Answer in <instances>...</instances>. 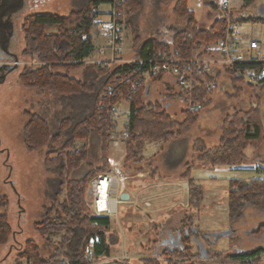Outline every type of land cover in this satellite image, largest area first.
Returning a JSON list of instances; mask_svg holds the SVG:
<instances>
[{"label":"trees","instance_id":"1","mask_svg":"<svg viewBox=\"0 0 264 264\" xmlns=\"http://www.w3.org/2000/svg\"><path fill=\"white\" fill-rule=\"evenodd\" d=\"M254 1L246 0L248 4ZM100 2L101 0H88L80 9L68 15L35 13L27 17L22 25L24 33L22 54L37 56L46 64L37 68L24 67L19 73V80L30 89L51 90L60 99V104H63V108L55 112L54 122L58 125L57 132H52L50 121L42 113L29 112L28 121L23 129L25 146L30 150H41L46 147L45 164L49 170L57 172L58 175L53 180L56 185L53 204L46 208L45 219L36 222L35 228L42 236L55 233L62 235L59 240L54 241L55 247L48 256L43 255V249L35 239H28L18 254L16 264H88L90 257L99 260L112 256L113 217L92 213L88 203V187L95 176L109 172L112 166L110 160L112 127L101 104L119 99L120 95L116 93L118 89L116 87L121 88L125 93L130 83L127 81L121 84L117 74L124 71L116 62L96 63L86 80L71 75V72L81 67L84 64L83 60L93 52L91 32L94 26L91 10L94 4ZM141 4L142 0H126L124 10L128 21L140 9ZM204 4L217 11L214 0H204ZM174 12L186 20V25L183 29H176L172 42L151 38L143 43H137L134 45L137 52L134 58L143 57L147 62L156 56L159 50H179L183 56H189L202 44L214 42L224 35V24L218 16L210 28H200L194 12L188 7V0H177ZM54 24L60 26L59 33H47L46 26ZM248 67L252 65L237 64L227 69L238 72L240 80H244L243 72ZM163 77V74H159L152 81H162ZM205 79L211 80L209 76H205ZM261 83L250 84L257 87ZM110 85L114 92L108 88ZM148 87L149 84L144 83L130 95H126L131 108L128 124L130 133L123 138L126 152L122 163L124 168H122L127 173L134 165L140 166L138 171L143 169L141 164L146 161L144 155L146 140L169 141L186 135L198 120L201 110L209 103L206 97L214 90L204 85L200 90L203 108L182 110L185 119L180 122L167 111L164 101H146ZM169 93L170 99L175 100L176 91ZM78 140L96 142L95 147L100 148L101 151V164L94 166L88 162L90 161L89 141L88 144L79 147ZM263 141L264 129L260 120V109L251 108L243 113L228 115L224 119L217 146L207 147L203 139H197L193 149L199 161L210 165L235 166L245 158V150L248 146L259 147ZM59 142L60 147L56 146ZM85 163L89 166L86 169H84ZM78 172H81L79 176L72 175ZM184 176L190 181V207L199 209L203 188L191 178L189 171ZM64 186L66 199L59 202L58 198L64 191ZM8 203V197L0 194V250L9 242L14 232L8 214L1 209ZM248 206L264 210V177H253L248 180L231 179L230 219L234 221L242 217ZM52 213L54 217L50 216ZM192 219V216L183 219L179 228L182 244L170 250L174 258L169 259V264H184V259L196 256L192 252L191 245ZM186 228L190 230L188 236L185 234ZM47 241L52 243L51 238ZM263 249L264 247L258 246L247 251L245 258H248V264H262L258 255ZM219 255L223 256V253ZM158 263L157 258L144 259L143 262V264ZM113 264L130 263L128 260H115ZM190 264L196 262L191 261Z\"/></svg>","mask_w":264,"mask_h":264},{"label":"rangeland","instance_id":"2","mask_svg":"<svg viewBox=\"0 0 264 264\" xmlns=\"http://www.w3.org/2000/svg\"><path fill=\"white\" fill-rule=\"evenodd\" d=\"M62 1L59 4V8H62L61 11L57 12L55 8L50 9L59 14L66 13L65 7L68 6L69 0ZM87 1L71 0V5L73 6L71 9L78 10ZM176 2L177 0H142L140 9L131 18L127 28L124 29V42L122 50L119 53L125 55L132 47L133 52H136L135 44L143 43L151 38L171 43L173 40L171 37H173L176 29H183L185 27L183 25L185 19L180 18L174 12ZM239 2L240 0H232L233 5ZM48 4H51L50 0ZM48 4L41 5V9H47ZM188 6L194 11L197 20H201L202 18L205 20L206 15L212 13V9L204 4V0H188ZM100 8L103 10L107 9L108 5L101 3ZM33 10L34 8L24 12L22 20H19V23L23 21L21 28L26 18L32 15L29 13H32ZM256 22L260 23L257 20ZM16 23H18V20ZM19 23L17 24L18 28ZM126 23L124 24L125 26ZM96 30H98L97 26L93 28L92 35L94 36L98 51L92 57L107 58L106 60H102L105 62L111 56L108 53H101L99 48L108 47L107 38L103 34L102 36H98L95 33ZM257 32H259L261 41L264 42V33L260 29H257ZM23 48L21 47L18 54L19 58H22L21 65L15 71L6 74L5 78H2L3 73L0 74V194L6 195L9 199V203L2 206L1 209L8 214L10 224L14 230L9 242L1 247L0 264H16L18 254L28 239H35L42 247L43 255L48 256L55 247L54 241L59 240L62 235L55 233L42 236L35 228L36 222H42L45 219L46 208L53 204V193L56 186L53 180L58 175L57 172L49 170L45 164L46 147L41 150H30L25 146L23 129L28 121L29 112L42 113L50 121L52 132H57L58 125L54 122L56 121L55 112L61 110L63 104H60V99L51 90L30 89L25 87L19 80V73L24 67H41L37 56L22 54ZM127 56L135 57L132 53H129ZM1 61L3 60L0 59ZM44 63L46 64L45 61ZM77 71L79 70H74L72 76L77 77L78 75V77H81V71L78 73ZM155 82L154 93L146 97V101H155L156 99L165 101L166 95L171 90L174 92L177 90L176 86L169 88L163 83L164 81ZM246 82L250 83L247 76L244 77L243 81L237 82L235 87L244 86ZM241 94L242 92H238L237 96L230 94L227 106L221 107L213 102L201 110L198 120L186 135L169 141L146 140L145 142L144 155H146V161L141 166H143V169L145 167V169L149 168L150 171L157 172L155 175L157 180L166 179L165 175L167 173L175 175L179 170L185 171L188 168L187 163L194 166L190 172V176L203 188L200 208H184L181 205L174 207L172 203L166 204L167 202L160 200L156 204V207L165 203V211L160 216L148 218V216L140 214L134 215L133 204L120 203L117 215L112 218V256L103 257L99 260L90 257V259H94L93 262L95 264H113L114 260L112 257H115L116 254H120L123 257L127 255L126 260L130 264H143L144 259L154 257V252L151 250L152 240L156 243L158 237L160 239L158 235L154 239L155 236L152 237V234L156 235L157 231L161 234L159 229L162 227L166 232L165 235L169 236L175 230L177 235L186 215L193 217L192 227L198 230V233L192 232L191 240L192 252L196 257L184 259V264L189 261L196 262V264H248V258H245L247 251L258 246L264 247V210L248 206L243 216L239 219L233 221L229 217V186L231 179L241 178L248 180L252 177H264V172L258 171L259 166L257 170L254 169L256 166L254 154L258 153L255 150L259 149L250 145L245 152L246 156L241 165L249 168V170H237L233 169L230 165H210L209 163L199 161L192 149L193 142L197 138H203L205 145L210 147L209 143L214 139L219 129L220 116L223 115L224 111H234V107L242 108L244 105L247 107L258 105L264 120V91L257 96H248L244 100V103L241 99L237 100ZM128 111L129 104L126 102L121 103L119 114L122 118L127 116ZM167 111L178 121H184L185 116L174 101L171 102V106H169ZM88 141L78 140L77 144L79 147H82L88 144ZM60 142L56 146L60 147L62 143ZM95 143L93 140L89 141L90 161L88 162L97 166L101 164V151L100 148L95 147ZM124 144L125 141L121 137L113 136L110 140V160L117 161L122 170L124 168L122 163L125 156ZM261 150H264V147ZM55 156L56 154L53 155V157ZM149 157L151 158L149 159ZM261 166L264 167L263 165ZM88 167V164L85 163L84 169ZM138 170H140V166L135 167V165L128 173L123 170L124 177L121 180V193L131 191L132 195L134 193V195H137L138 187L148 184L149 176L142 173V170ZM140 172L142 174H139ZM80 174L81 172L72 175L79 176ZM9 181H13L16 191ZM90 184L88 188H90ZM156 189L160 190V195L167 193L163 190V187L158 186ZM181 195L182 197L187 196ZM19 198H21L20 203ZM58 199L59 202L66 199L65 186L64 191L59 195ZM134 199L136 202L138 201L137 198L134 197ZM88 203L91 206L89 197ZM168 205L170 207L172 205L169 210L167 209ZM21 207L24 209L23 212H21ZM50 216L54 217L55 215L52 213ZM224 231L232 232L221 236L217 241L213 238L208 239L205 236L206 233ZM48 238H51L52 243H48ZM164 248L166 247L159 245L157 248L158 252L161 253ZM202 250L207 251L206 253L209 255L207 260L201 256ZM166 253L165 255L163 254L162 259H159L158 264H169V259L174 258L172 254ZM219 253H223V256L219 255ZM233 253L234 255H232ZM193 258L195 259L193 260ZM104 259H107V261ZM122 261L125 260L123 259ZM23 262H26V260H23ZM261 263L264 264V261H261Z\"/></svg>","mask_w":264,"mask_h":264},{"label":"built area","instance_id":"3","mask_svg":"<svg viewBox=\"0 0 264 264\" xmlns=\"http://www.w3.org/2000/svg\"><path fill=\"white\" fill-rule=\"evenodd\" d=\"M214 2L218 17L224 24V35L214 42L202 44L191 55L183 56L179 50H159L156 56L147 62L144 58L125 59L124 57L112 56L114 62L121 65L124 71L123 73L119 72L117 78L121 79V84L127 81L130 83V87L125 92L126 94L121 88L116 87L118 88L116 93L120 95V98L101 104L110 121L113 136L125 138L130 133L128 127L130 111L123 118L119 114L120 104L123 102L128 103L126 95H130L144 83L150 84L152 79L159 74L169 75L174 79L178 86L175 101L181 110H200L202 108L200 90L204 85L208 88L217 86L215 77L217 69L224 70L237 64H250L252 65L251 69L245 72L249 82L259 84L264 81L262 43L259 40L250 42V48L256 51L254 56L247 57L238 51L235 48V41L239 39L241 29L240 23L233 14L232 0H214ZM101 3L107 4L108 8L101 9ZM125 3L126 0H101L100 3L94 4L91 10L93 26H97L98 30L107 36L113 55H117L122 50L124 42ZM20 59L22 58L14 59L11 64H19ZM145 62L147 63L146 66ZM1 64H4V62H1ZM205 76H209L211 80L205 81ZM108 88H111L114 92L111 85ZM258 171L264 172V167L259 166ZM123 173L121 166H115L112 171L99 174L92 179L90 194L93 200L91 207L94 214L113 215L117 211V204L122 202L118 200V196L120 197V182L124 176ZM104 182L107 191V205L105 207L101 206V188ZM114 202L117 204L114 205ZM125 203L134 204L136 201L134 197H131ZM127 257V255L126 257L115 256L112 259L122 261L123 259L126 260ZM258 257L261 261L264 260V249ZM93 260L90 259L89 264H95ZM104 260L107 261V259Z\"/></svg>","mask_w":264,"mask_h":264},{"label":"crops","instance_id":"4","mask_svg":"<svg viewBox=\"0 0 264 264\" xmlns=\"http://www.w3.org/2000/svg\"><path fill=\"white\" fill-rule=\"evenodd\" d=\"M48 1L49 0H33V1L32 0L31 1L30 0H0V59H12V58H14V56H16L20 53L21 47L23 48L24 41H23V32H22V28H21V24L23 21L21 23H19V20H22V16L24 15L25 11H28V10L30 11V9L34 8L33 12L29 13V14H35V13L59 14L57 12L62 10V8H59L60 7L59 4L62 3L63 1L62 0H50V3H51L50 5L48 4ZM44 4H48L47 9L42 10L41 5H44ZM71 4H72L71 0H69V4H67L68 6L65 7L67 12L63 10L66 13H60V15H68L72 11L76 10V9H71L73 7ZM49 6H51V7H49ZM50 8H55L57 10V12L53 11ZM233 12H234V17L240 23V29H241L240 37L238 40L235 41V48L238 51H240L242 54H244L245 56L251 57V56L256 55V51L252 50L250 48V42L252 40H259L262 43L261 48H262L263 57H264V42L261 41L260 36H259V32H257V29H260L262 31V33H264V0H255L254 2H251L249 4L246 2V0H240L239 3H237L236 5L235 4L233 5ZM194 16H195V14H194ZM217 16H218V12L216 11V9H212V13H208L205 17V20H204V18H202L201 20H197L196 17H195V20L197 21L200 28L208 29L214 24V22L217 19ZM131 18L129 21L127 19V21H126L127 23H126V26L124 29H126L127 25H129ZM254 18H256V19H254ZM17 20L19 23V28L17 26L18 23H16ZM252 20H255V21H252ZM256 20L259 21L260 23H257ZM184 21H185V23H183V25L185 26L186 20H184ZM208 21H209V23L210 22L211 23L209 24ZM59 31H60L59 25L54 24V25H47L46 26V32L47 33L58 34ZM92 31H93V29H92ZM95 33L98 36L99 35L102 36V33L99 32L98 30H96ZM91 36H92V41H93V46H94L93 52L91 53L90 56L86 57L83 60L84 64L81 67H79L78 69H75V70L81 71L82 76L78 77V75H77V77H75V78L80 79V80L88 79L91 72L94 69L93 66L96 63L99 64L98 63L99 61L107 59V58H102V57H100V58L99 57H97V58L92 57V55L98 50L96 48L94 36L92 35V32H91ZM171 38H173V37H171ZM17 44H18V47H17ZM99 51H101V53H104V54L108 53V54H110V56L124 57V58L125 57L133 58V57H129L127 55L129 53H132V55L135 56L137 53V52H133L134 51L133 47L130 48V51L128 53H125V55L127 54L126 56L124 54L121 55L120 53L118 55H112V53L108 49V47H101V48H99ZM250 69H251V67L246 68L247 71L245 70L243 72V74L246 76L245 72H248V70H250ZM73 71L71 72V75H72ZM79 71H77V73ZM2 73H4V71L0 69V74H2ZM215 75L217 76L218 85L206 97L207 100L209 101L207 106L211 105L213 102L216 105L221 106V107L227 106L228 105L227 102L229 99L228 96L230 94L237 96L238 92H240V93L242 92V94L239 98H237V100L241 99L244 103L245 102L244 100L247 99L248 96H253V95L257 96V95L263 93V91H264V82H262L257 87L253 86L252 84H250L248 82H246L244 86H239V88L235 87L237 82L243 81V80H240V75H238V72H235L233 70L217 69L215 71ZM162 81H164L163 83H165L169 88H170V86L171 87L172 86L177 87L174 79L169 75H164ZM155 84H156L155 81L150 82L149 87H148L149 93L145 96V98L151 96L154 93L153 90H155V88H154ZM177 89H178V87H177ZM170 92L174 93V91H172V90ZM169 94L170 93L167 94V99L164 101L166 104V109H168L169 106H171V102H173V101L175 102V100L170 99ZM149 101H153V100H149ZM251 108L260 109L258 107V105L257 106H251V107H247L244 105L242 108L234 107V111H229V112L224 111L223 115L220 116V125L218 127L219 129L217 130V132L214 136V139L211 140V143H209V146L215 147L219 144V138H220V134H221V126H222L224 119L228 115H232L236 112L243 113V112L250 110ZM199 116H200V114H199ZM260 120H261V124L263 126V129H264V120H263L261 112H260ZM197 139H203V138H197ZM195 140H194V142H195ZM194 142L192 145V149L194 148ZM124 147H125V144H124ZM263 147H264V141L259 145V147H257V149H259V150H255V151H258V153L254 154L255 155V161H256V163H255L256 166L254 167L255 170H257L258 166H261V165L264 166V150L260 151V149H262ZM247 148H246L245 152L247 151ZM145 157H146V155H145ZM150 158L151 157H149V159ZM111 163H112L111 167L120 166V164L117 163V161L114 162L112 160ZM186 165L188 166V168L185 171H182V170L177 171L178 175H176L177 173L175 175H172V173L171 174L167 173L165 175L166 179H164V180H157L156 176H155L157 172L150 171L149 168L145 169V167H144V169H142V173L149 176L148 184L143 185L142 187H138L139 190L136 192L137 195H134L135 193L132 195L131 191H124V192H129L131 197H135L138 200L135 204H133L134 205V213L133 214L134 215L140 214L143 216H148V218H150V217L152 218V216H155V217L160 216L161 213H163L165 211V208H166V207H164L165 203L161 204L160 206L158 205L159 207L158 206L156 207V204L158 202H160V200H162V201L164 200L165 202H167L166 204L172 203V205L174 207L177 205H181L184 208H190V204H189L190 181L184 175L188 171L190 173L194 166L189 164V163H187ZM231 167H233V169H237V170H249V168L243 167L241 165V163H239L235 166H231ZM142 173L140 172L139 174H142ZM158 186L163 187L164 188L163 190H165L167 193L160 195V193H159L160 190L156 189ZM180 188H182V189H180ZM132 190H134V189H132ZM181 194H183L184 196H186V195L187 196L182 197ZM120 199H121V194H120ZM129 199H131V198H129ZM123 201L124 202H122V203H125L126 201H129V200H123ZM91 204H92V202H91ZM125 204H127V203H125ZM172 205H171V207H172ZM171 207L168 205L167 209L169 210ZM159 230H160L161 234L159 233V231L156 232V235L152 234V237L155 236L154 239H156L157 235L160 236V239L158 237V240L156 241V243L154 242V240H152L153 243H151L152 244L151 250H153V252H154V257L152 256L149 258L162 259L163 254L165 255V252H167L166 254H169L168 251H170V250L164 248L162 250V252L159 253L157 248L159 247V245L164 246L165 239H170L173 235L175 237L177 236L176 230L174 231V233H171L169 236L165 235L166 232H165L164 228L160 227ZM179 246L180 245L177 243L176 246H172V247L175 248V247H179ZM116 256H120V254H116ZM203 258L205 260H207L208 257L206 256ZM146 259H148V258H146ZM194 259L195 258H193V260ZM190 263H191V261L185 262V264H190Z\"/></svg>","mask_w":264,"mask_h":264},{"label":"water","instance_id":"5","mask_svg":"<svg viewBox=\"0 0 264 264\" xmlns=\"http://www.w3.org/2000/svg\"><path fill=\"white\" fill-rule=\"evenodd\" d=\"M12 59H15V60H18L19 59V56L18 55H16V56H14V58H12ZM18 67V64H10V65H5V64H1V67H0V69L1 70H3L4 71V73H3V75H2V78H5V76H6V74H8V73H10L11 71H14L16 68ZM11 184H12V186H13V188H14V190L16 191V187L14 186V183H13V181H11ZM89 195H90V193H91V190H89ZM131 197V195H130V193L129 192H124V193H122L121 194V198L123 199V200H129V198ZM24 211V209L21 207V212H23ZM191 231L192 232H195V233H198V230H196V229H194V228H192L191 229ZM232 231H224V232H217V233H207V234H205V236L208 238V239H215L216 241L221 237V236H223V235H226V234H230ZM179 233V236H178V239H179V245H181L182 244V242H181V234H180V232H178ZM185 234L188 236V235H190V230H189V228H186L185 229ZM176 245V244H175ZM207 251L206 250H202L201 251V256L202 257H208V254L206 253Z\"/></svg>","mask_w":264,"mask_h":264},{"label":"bare ground","instance_id":"6","mask_svg":"<svg viewBox=\"0 0 264 264\" xmlns=\"http://www.w3.org/2000/svg\"><path fill=\"white\" fill-rule=\"evenodd\" d=\"M233 14H234V12H233ZM236 19V18H235ZM125 20L127 21V16H125ZM125 21V22H126ZM95 27V26H94ZM125 28V27H124ZM99 32H101L100 30H98ZM102 33V32H101ZM123 33H124V31H123ZM103 34V33H102ZM106 38H107V36L105 35V34H103ZM107 43H108V47H109V50L111 51V53H112V55H113V51L111 50V48H110V45H109V42H108V38H107ZM134 58V57H133ZM141 58V57H140ZM143 58V57H142ZM109 60H107V61H105V62H114L115 60L112 58V56L110 57V58H108ZM125 59H130V58H126L125 57ZM3 61H1V62H4V64L5 65H10L12 62V59H2ZM1 62H0V67H1ZM40 62V64H41V66L42 65H44L45 63L44 62H42V61H39ZM103 61H99L98 63H102ZM21 63H22V59H20V63L18 64V67L21 65ZM17 67V68H18ZM16 68V69H17ZM15 69V70H16ZM14 70V71H15ZM215 77H216V80H217V76L215 75ZM205 81H210V80H207V79H205ZM177 85V84H176ZM217 85H218V83H217ZM178 87V86H177ZM217 87V86H216ZM216 87H214V88H209V89H215ZM208 88V87H207ZM176 102V101H175ZM202 102V101H201ZM130 106V105H129ZM202 108H203V102H202ZM201 108V109H202ZM130 109V114H131V108H129ZM102 174V173H101ZM99 175V174H98ZM97 175V176H98ZM96 177V176H95ZM94 177V178H95ZM124 177V176H123ZM120 186H121V182H120ZM102 189V191H101V206H106L107 205V202H106V197H107V191H106V183L104 182V184H103V187L101 188ZM124 193V192H123ZM120 194H122L121 192H120ZM89 200H91V202L93 201L92 200V198H91V195L89 196ZM118 200L119 201H122V202H124L123 201V199L121 198L120 199V197L118 196ZM122 202H119V203H122ZM118 203V204H119ZM117 203H115L114 202V205H116ZM118 204H117V210H118ZM114 209H115V207H114ZM117 215V211L115 212V213H113V215H106V216H110V217H115Z\"/></svg>","mask_w":264,"mask_h":264},{"label":"flooded vegetation","instance_id":"7","mask_svg":"<svg viewBox=\"0 0 264 264\" xmlns=\"http://www.w3.org/2000/svg\"><path fill=\"white\" fill-rule=\"evenodd\" d=\"M9 182L11 183V181H9ZM20 201H21V198H19V203H20ZM178 236H179V233H177L176 237L173 235L170 239H165V242H164V246L166 247L165 249H168V250L173 249L172 246H176L175 244H177L179 242Z\"/></svg>","mask_w":264,"mask_h":264}]
</instances>
